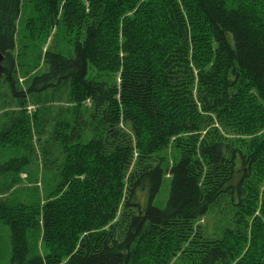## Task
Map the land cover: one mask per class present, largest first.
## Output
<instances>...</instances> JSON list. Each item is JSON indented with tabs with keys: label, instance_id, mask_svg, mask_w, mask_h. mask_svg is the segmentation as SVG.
<instances>
[{
	"label": "trees",
	"instance_id": "trees-1",
	"mask_svg": "<svg viewBox=\"0 0 264 264\" xmlns=\"http://www.w3.org/2000/svg\"><path fill=\"white\" fill-rule=\"evenodd\" d=\"M44 1L45 28L54 24L57 5L62 0H55L54 5L53 0ZM101 2L104 12L100 20ZM64 3L61 20L55 26L57 30L79 34L73 41V54L64 56L52 51L49 45L43 53L45 71L27 81V91L39 92L69 82L77 90L72 94L74 100H91L93 136L86 141L61 143L63 150L69 151L62 186L73 181L68 197L50 201L42 208L44 237L53 234L51 238L57 244L50 256L26 257L28 248L15 244L10 264H139L138 257L151 242L172 238L173 248L163 259L169 261L183 248L192 230L191 223L204 216L222 194L229 193L237 159L242 164H253L262 157L263 166L258 167H264V134L253 137L247 160L245 153L233 148L215 127L209 132L211 140L198 141L194 131L206 122L197 125L190 121V116L195 119L197 114L196 104L189 100L193 69L200 77L198 98L203 113L210 108L217 113L224 111L227 119L235 100L243 96L242 88L248 84L256 96L244 97L239 111L243 114L246 107L252 112V99L256 97L264 123V0H148L143 8L135 2L117 0ZM20 5L21 0H0V50L5 54L1 74L5 73L12 94L20 96L19 102L24 104L25 91H19L14 82L12 55ZM110 6L119 7L113 13ZM125 12L128 16L121 26L126 42L120 57L116 35ZM19 56L23 57L20 53ZM90 70L96 73L90 74ZM201 116L211 123L212 118L198 115ZM21 122L22 119L20 125ZM26 123L24 126H28V120ZM17 127L9 125L5 131L9 144L11 138L18 137ZM127 130L131 134L120 144ZM242 131L253 135L259 130L254 123ZM69 133L82 137L74 131ZM171 136L177 137L173 142L180 157L169 169L167 202L159 208L153 200L164 169L152 156L169 143ZM134 152L137 157L133 171L127 174ZM90 157L95 159V165ZM5 171L0 166V173ZM80 175L84 176L82 184L78 180ZM72 189L81 193L83 190L84 195L89 193L90 200L70 201L71 196H77ZM138 191L146 196L144 206L137 203ZM59 209L70 215L62 233L56 230ZM13 219L21 226L25 223L20 215ZM254 223L251 232L263 234L261 220L256 218ZM262 237L253 240L260 242ZM198 238L191 241L195 249L192 251L196 252L192 264L227 263L230 251L239 252L244 242L233 234L212 246ZM263 244L261 241L253 247L242 261L250 263ZM56 247L57 252L53 253ZM258 263L263 264L260 253Z\"/></svg>",
	"mask_w": 264,
	"mask_h": 264
},
{
	"label": "rangeland",
	"instance_id": "rangeland-1",
	"mask_svg": "<svg viewBox=\"0 0 264 264\" xmlns=\"http://www.w3.org/2000/svg\"><path fill=\"white\" fill-rule=\"evenodd\" d=\"M117 1L130 2L129 4L135 2V4H139L140 8L145 7L148 2V0ZM54 3L55 0H53V5ZM65 3L64 0L61 1L60 5L58 3L57 7L59 9L54 24L52 22L51 25L44 28L43 24L47 13L43 10V6L47 4V1L21 0L14 35L15 48L12 55L15 66L14 82L19 91H25L24 104L19 102L20 96L16 97L12 94L11 87L5 80V73H0L2 76L0 77V166H4L6 170L0 173V264L11 263L15 244L25 245L28 248L26 257H32L33 255L50 256L51 250L57 244L52 240L53 234H50L52 238L51 236H48L47 239L44 237L42 221L44 209L42 208L50 201L68 197L70 195L69 184H72L73 181H69L64 187L62 186L68 167L69 151L63 150L61 143L64 141L75 143L79 140L86 141L93 136L92 128L95 125V120L91 116L94 112L91 100L89 98L82 102L74 100L72 94L76 93L77 90L72 89L69 82H62L57 86L39 92L27 91V81L33 75L42 74L45 71L43 53L49 45H51L52 51L64 56L71 57L73 54V41L79 34L76 31L71 34L63 29L57 30L55 26L61 20ZM84 4L86 7L88 6L85 1ZM118 7L110 6L109 9H112L115 13ZM129 8L130 6L124 10ZM48 9L50 10V8ZM103 12L104 5L101 2L98 9L100 20ZM127 14L128 12H125L120 18V26L128 16ZM108 16L111 17L110 14ZM41 21L43 22L41 23ZM96 24L98 25V23ZM116 42L119 47L118 55L122 57L123 45L126 42L122 26L120 32L116 35ZM19 53L23 57L19 56ZM37 53L39 54L37 55ZM28 64L30 66H27ZM33 65H35V68L32 67ZM95 73L96 71L90 70V74ZM192 76L193 82L189 100L196 104L197 119L190 116V121L197 125L200 121L206 122L205 126L194 131L197 140H211L209 132L215 127L221 135L227 138L228 142L232 143L233 148L242 150L245 153L244 157L247 160L253 137L264 134L263 111L256 97L252 99L253 110L250 113L246 107L242 109L243 114L240 113L239 102H242L244 97L249 99V95L256 96L255 90L250 85H245L240 93L243 96L235 100L226 119V112L224 111L220 112L218 110L217 113L210 108L207 113L202 112V103L198 98L200 77L196 69H193ZM118 81L117 73V83ZM210 97L214 98L212 94ZM201 114L212 118L211 123L207 122V119L203 116L199 118L198 115ZM20 119H22L21 125L19 124ZM26 120H28V126H24L27 124ZM254 123H256L259 131L253 135L244 134L243 127L251 128ZM9 125L18 126V137L11 138V144L8 143L9 138H5V131L8 130ZM120 125L122 126L121 123ZM60 129H62V132H59ZM70 131H74L76 134L80 133L82 137H77V135L69 133ZM125 133L127 136L120 139V144L125 142L126 138H129L131 130H127ZM181 136L187 135L182 134ZM173 140H177V137H169V143L157 150L152 156L157 162L161 163L164 169L161 185L153 200V205L159 208H163L167 202L171 177L169 169L180 157V151L174 145ZM134 142L133 139V144ZM136 157L137 153L134 152L127 174L131 170L133 171V163ZM70 158L71 156H69ZM90 158L93 165H95V159ZM149 158L150 156L147 159ZM110 163L111 160L107 164ZM258 166H263L262 157L257 158L256 163L253 164L246 161L242 164L237 159L235 174L230 181L229 193L222 194L204 216L191 223L192 230L188 234L183 248L177 251L169 261H165L163 259L170 254L174 240L172 238L154 240L145 247L143 253L138 257L139 264H192L193 255L196 252L192 251H195V249L191 241L199 239L200 236L202 243H210L212 246L216 242H224L223 238L226 239L227 234L240 236L244 239V242L239 252L237 250L235 252L230 251L228 256L230 259L224 264H259V253L261 262L264 264V244L261 245L257 257L250 263L242 261L243 256L247 255L253 247H258L261 241L264 242V236L262 237L264 232L263 234L259 232L253 234L251 232V228L256 226V223H254L256 218L261 220L264 227V167ZM245 175H248V177H245ZM83 178V175L78 178L81 184ZM61 187V191L56 193ZM83 190H85V187H83ZM83 190L81 193L74 189L72 193L77 196H71L70 201L82 203L85 198L89 201V193L84 195ZM145 197L142 191H138L137 203L144 206L146 203ZM118 209H121V204ZM59 210L61 212H58V215L61 214V216L56 218V222H58L56 230L58 233H62L61 231L68 225L66 221H69L70 215L62 209ZM17 215L22 216L25 220L22 226L15 219L11 220ZM115 219L116 217L111 222ZM261 237L263 240L260 242L253 240V238L261 239ZM56 252L57 247L53 253Z\"/></svg>",
	"mask_w": 264,
	"mask_h": 264
},
{
	"label": "water",
	"instance_id": "water-1",
	"mask_svg": "<svg viewBox=\"0 0 264 264\" xmlns=\"http://www.w3.org/2000/svg\"><path fill=\"white\" fill-rule=\"evenodd\" d=\"M4 58H5V56H4L3 52L0 50V73L3 70V64H2V62H3Z\"/></svg>",
	"mask_w": 264,
	"mask_h": 264
}]
</instances>
